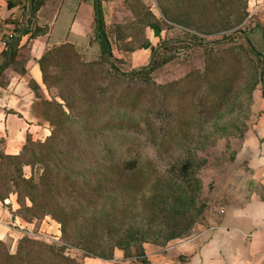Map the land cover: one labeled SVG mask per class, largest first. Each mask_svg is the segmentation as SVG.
I'll return each instance as SVG.
<instances>
[{
	"label": "trees",
	"instance_id": "obj_1",
	"mask_svg": "<svg viewBox=\"0 0 264 264\" xmlns=\"http://www.w3.org/2000/svg\"><path fill=\"white\" fill-rule=\"evenodd\" d=\"M101 1L92 0L95 15L91 37L72 35L62 22L51 30L31 24L24 32V35L29 34V40L48 34L51 43L38 60L43 83L51 97L43 101V115L51 130L43 140L27 139L17 155L5 154L4 140L0 138V201L11 210L8 198L15 194L19 203L16 214L28 223L49 216L59 224L61 234L60 241H45L25 233L18 239L14 253L0 239V264H82L85 257L110 260L116 249L123 252L125 259L147 264L145 244L163 246L181 237L196 223L202 210L203 204H194L195 191L201 188V183L196 177H190L193 173L190 156L179 159V153L170 151L151 156L131 150L134 137H140L134 134V129L146 130L155 136L161 132L166 140L173 134L165 120L173 114L167 105H170V97L179 92V82H169L163 87L160 102L154 101L155 91L141 84L149 85L150 73L174 59L177 51L213 47L231 38L222 35V40L211 41L196 30L185 29V37L164 40L161 36L163 20L175 21V17L162 0H154L160 17L140 0H125L140 32L138 36L135 33L140 38L137 48L149 49L152 58L149 67L133 71L135 68L129 64L130 68L125 71L122 65L126 64L116 56L111 57ZM42 2L33 0L32 16ZM185 2L189 5L191 0ZM232 2L237 7L239 22L247 15V0ZM179 25L185 27L184 22L179 21ZM20 28L17 26L14 33ZM130 28L123 22L114 25L116 44L121 50L135 48L120 45L125 37H131ZM147 28L160 38L157 45L153 46L146 37ZM249 30L245 29L244 36L241 35L246 42L244 49L256 60L260 54L248 42ZM261 39H264L263 28ZM76 42L99 49L100 75L106 78H99L92 89L83 88V84L94 79V63L81 61L80 52L74 47ZM19 50L17 40L9 63L15 61ZM53 62L61 67L58 73L49 70ZM222 68L225 69L223 65ZM115 76L136 80L140 86L133 88L125 84L113 90L109 80ZM108 98L115 99L116 103L112 104ZM116 106L142 111L144 126L141 128L137 122L131 125L116 113H110L103 121L92 119L101 110L106 112ZM159 119L164 121L160 123ZM163 161L171 165L160 169ZM24 166L31 169L29 177L23 173ZM191 205L194 212L189 215L186 207ZM180 222L184 224L181 231ZM67 248L80 251L82 259L68 255Z\"/></svg>",
	"mask_w": 264,
	"mask_h": 264
},
{
	"label": "rangeland",
	"instance_id": "obj_2",
	"mask_svg": "<svg viewBox=\"0 0 264 264\" xmlns=\"http://www.w3.org/2000/svg\"><path fill=\"white\" fill-rule=\"evenodd\" d=\"M140 1L149 7L157 17L161 16L154 0ZM185 1L162 0L168 12L175 17V21L163 20L161 36L164 40L185 37L183 32L185 29L190 32L196 30L200 36L207 37L211 41L221 39L222 35H225L226 39L231 38V40L222 41L213 47H196L191 50L177 51V56L174 59L150 73L149 85L141 84L155 91L154 101L160 102L163 98V95H160L164 90L163 87L169 82H179V92H176L172 98L170 94L166 96L167 99L170 97V105L167 107L173 110V114L165 121L170 124L169 132L173 134L169 140H166L162 138L161 132L155 136L153 133H146V130L134 129L135 133H133L140 137H134L131 150L134 153L146 152L152 154L151 156L170 151L179 153V159L190 156L192 158H190L192 161L190 170L193 172L190 177H196L201 183V188L195 191L194 204L195 206L199 203L203 204L201 212L197 215L196 223L189 230H186L184 235L169 240L163 246L148 243L146 245L147 252L163 251L178 243L179 240L194 238L205 229L215 225L225 204L223 198L225 183L227 180H238L240 177V164L239 161L235 160V155L241 140L247 131H254L257 120L264 115V104H262L264 91H261V87L264 86V39H261V27H264L263 17L255 9H251V5L248 7V0L247 15L239 22L236 18L237 7L232 0H225L224 2L219 0H191L189 5ZM125 5L127 6L126 1ZM179 21L184 22L185 27L179 25ZM134 22L136 21L131 12L128 17H125L123 23L129 24L130 30L134 33L131 32V37H125L120 45L126 47L132 45L135 46L134 50H137V43L140 40L137 36L140 32ZM245 29H251L246 35L249 38V44L260 54L256 59L257 61L244 49L246 42L241 35L244 36ZM129 39L131 40L130 43L124 45ZM159 40L158 37L157 44ZM74 47L79 50L81 61L85 64L94 63V79L83 84V88L92 89L99 78V80L106 78L100 75L99 49L94 45L81 42H76ZM111 48V57L120 58L126 64L122 65L123 70L127 71L130 68L128 61L117 55V50H125H121L117 44ZM138 58L134 60L136 63L135 70L140 69L142 67L140 65H144L143 67L151 65H149V52L143 53ZM54 61L56 62V59ZM222 65L225 69L222 68ZM60 69L61 67L54 65V62L49 66L50 72L58 73ZM109 81L113 90H119L125 84H129L133 88L140 86L136 80L127 81L118 76L112 77ZM50 99L51 97L48 100ZM108 101L112 104L116 103L115 99L108 98ZM99 110L101 109L99 108ZM110 113H116L118 117L131 125L137 122L140 127L144 126V113L142 111H129L128 108L120 106L113 107L106 112L101 110L92 119L103 121L108 118ZM162 121L164 119H159L160 123ZM154 136L157 138L155 139ZM159 165L160 169H163L171 164L163 161ZM29 168L23 170L24 175H27L26 177L31 174V169L29 174ZM183 169L184 167L181 168V172ZM186 212L192 215L194 206H187ZM46 217L35 220V225L31 227L32 231L30 230L28 235L45 241H60L59 224L49 216ZM44 220L45 222H43ZM182 228H184V224L180 222L179 231ZM18 239L19 237L16 242L8 238L3 241L8 249L14 253ZM66 253L82 259L81 252L77 249L67 248ZM85 258H83L82 264H89L90 259ZM180 259L184 260L183 257ZM171 260L173 262L179 261V256L172 257ZM116 264L140 263L133 259L124 258L123 262Z\"/></svg>",
	"mask_w": 264,
	"mask_h": 264
},
{
	"label": "crops",
	"instance_id": "obj_3",
	"mask_svg": "<svg viewBox=\"0 0 264 264\" xmlns=\"http://www.w3.org/2000/svg\"><path fill=\"white\" fill-rule=\"evenodd\" d=\"M28 4L29 0H0V67L10 40L19 32L14 33L15 28L25 22ZM249 5L264 21V0H248ZM101 8L112 47L116 44L114 25L122 23L131 11L125 0H102ZM94 15L92 0H43L30 25L51 30L63 23L72 35L91 37ZM146 37L153 46L157 44L158 37L152 30H146ZM3 40L7 42L5 46L1 43ZM18 40L17 58L0 72V138L8 155L19 154L27 139L43 140L50 134L49 123L43 115V101L50 96L38 63L51 46L48 34L30 40L29 34H23ZM117 51L132 67L143 53L149 52L150 59L149 49ZM235 160L240 164V177L225 183V204L215 225L163 251L147 252L145 244L147 264H264V115L257 120L254 131H247L242 138ZM8 202L11 210L0 201V239L16 242L18 237L32 231L35 224L15 213L19 208L15 194L9 195ZM178 256L179 261L171 260ZM85 259H90L89 264H116L124 260L119 249L114 251L111 260Z\"/></svg>",
	"mask_w": 264,
	"mask_h": 264
},
{
	"label": "water",
	"instance_id": "obj_4",
	"mask_svg": "<svg viewBox=\"0 0 264 264\" xmlns=\"http://www.w3.org/2000/svg\"><path fill=\"white\" fill-rule=\"evenodd\" d=\"M96 5H97V1H96ZM32 8H33V1L29 0V4H28V10H27V16L25 19V22L23 24V26L21 27V29L19 30V32L10 40V43L7 46L6 49V54H5V60L3 65L0 67V72L5 69L9 63V58H10V52L11 49L15 43L16 40H18L25 32V30L28 28V26L31 23V18H32ZM244 32V31H243ZM152 59V58H151ZM150 59L149 65L151 64L152 60ZM143 67V66H142ZM140 67V69L142 68ZM135 71V69L133 70Z\"/></svg>",
	"mask_w": 264,
	"mask_h": 264
},
{
	"label": "built area",
	"instance_id": "obj_5",
	"mask_svg": "<svg viewBox=\"0 0 264 264\" xmlns=\"http://www.w3.org/2000/svg\"><path fill=\"white\" fill-rule=\"evenodd\" d=\"M1 43L5 46L6 44H7V42L6 41H1Z\"/></svg>",
	"mask_w": 264,
	"mask_h": 264
}]
</instances>
